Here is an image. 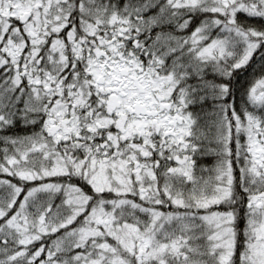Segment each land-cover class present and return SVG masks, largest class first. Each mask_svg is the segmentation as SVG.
<instances>
[{
  "label": "snow or ice",
  "instance_id": "snow-or-ice-1",
  "mask_svg": "<svg viewBox=\"0 0 264 264\" xmlns=\"http://www.w3.org/2000/svg\"><path fill=\"white\" fill-rule=\"evenodd\" d=\"M0 264H264V0H0Z\"/></svg>",
  "mask_w": 264,
  "mask_h": 264
}]
</instances>
